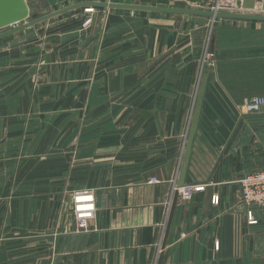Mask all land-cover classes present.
Masks as SVG:
<instances>
[{
  "label": "crops",
  "instance_id": "crops-1",
  "mask_svg": "<svg viewBox=\"0 0 264 264\" xmlns=\"http://www.w3.org/2000/svg\"><path fill=\"white\" fill-rule=\"evenodd\" d=\"M95 11L40 45L0 40V264H264L240 183L264 170V106L241 110L264 99V22L221 20L208 39L205 17ZM206 70L186 175L205 189L171 219ZM84 190L97 212L78 232Z\"/></svg>",
  "mask_w": 264,
  "mask_h": 264
},
{
  "label": "water",
  "instance_id": "water-1",
  "mask_svg": "<svg viewBox=\"0 0 264 264\" xmlns=\"http://www.w3.org/2000/svg\"><path fill=\"white\" fill-rule=\"evenodd\" d=\"M36 0H32L35 2ZM152 2H158L163 0H151ZM204 0H186L191 6H197L203 3ZM255 0H243L242 8L245 11H256ZM83 10H95V9H107V10H126V11H139V12H150V13H166L176 14L184 16H200L205 18H211L213 20H246L254 22H264V14L255 13H232V12H212L205 10H193V9H181V8H169L151 5H136V4H123V3H111V2H96V1H80L71 4L60 10L50 12L40 18L29 20L31 17V8L28 0H0V40L9 38L20 32L34 28L38 25L47 23L53 19L60 18L73 11ZM264 13V7L262 8ZM210 71L206 70L202 78L197 102L191 122L189 137L187 141L186 150L183 157L182 168L180 170L177 190L186 186V175L192 155L193 143L198 129V124L202 112V105L206 93L208 84V78ZM102 198V194H99ZM179 198V192L176 191L174 194V202L172 206V215L176 208ZM171 219L169 225L171 223ZM169 228L167 230V235Z\"/></svg>",
  "mask_w": 264,
  "mask_h": 264
},
{
  "label": "built area",
  "instance_id": "built-area-1",
  "mask_svg": "<svg viewBox=\"0 0 264 264\" xmlns=\"http://www.w3.org/2000/svg\"><path fill=\"white\" fill-rule=\"evenodd\" d=\"M186 1V0H185ZM257 5H262L264 0H255ZM243 0H204L203 3L192 6L197 7L199 10L212 11V12H232V13H246L253 12L258 14H264L263 10L257 11H245L242 8ZM262 3V4H261ZM89 12L88 10H85ZM95 10H90L89 13ZM214 64H212L213 66ZM264 106V99L262 97L246 98L241 106V110L244 113H260ZM158 182L152 180V182ZM242 186L241 201L244 206H255L264 210V170L257 173L249 174L240 180ZM205 187L199 186H185L176 191L179 195L185 198H190L198 192L204 191ZM91 196L92 199L88 200L86 197ZM74 202V217L76 220V226L78 232H88L91 230V223L95 218L97 212V199L93 191L78 192L73 197ZM214 205L219 204V197H214L212 200ZM91 206V207H90ZM248 223L250 225L258 224V217L253 211H249L247 214Z\"/></svg>",
  "mask_w": 264,
  "mask_h": 264
},
{
  "label": "rangeland",
  "instance_id": "rangeland-1",
  "mask_svg": "<svg viewBox=\"0 0 264 264\" xmlns=\"http://www.w3.org/2000/svg\"><path fill=\"white\" fill-rule=\"evenodd\" d=\"M28 1L30 3V8H31V17L29 20L40 18L46 14H49L50 12L60 10L62 8H65L71 4H74L80 1H96V2L108 1L111 3L136 4V5L142 4V5L169 7V8L199 10L197 7H192L185 0H163L160 2H151L150 0H36L35 2H32V0H28ZM96 12L97 11H95L94 13L93 12L89 13V12L84 11L83 9H79L71 13H68L60 18L53 19L47 23H44L34 28L28 29L27 32L25 31L26 33H22V35H20V37H17V38H24V37L29 38L30 37L31 39H29L25 43V45L27 43L28 44L37 43L40 45L41 44L40 41L41 40L44 41V39L47 38L48 36L55 34V36L60 37L62 33H65L68 29L76 30L77 26H80L81 24H83V27L89 26L88 28H86L87 30H89L90 26L93 25L96 21L95 19H96V16L98 15V14L96 15ZM188 18L192 19L190 17ZM129 21L134 22L136 20L129 18ZM194 21L198 22L203 29L205 28V30H207L206 35L208 39L209 38L213 39L215 37L218 27H219V23H218L219 20H213L211 18H205V19L202 18V19H194ZM72 33H76V31H72ZM18 34H21V33H18ZM58 44L60 45V43ZM50 46L53 52L56 53L57 51L55 50V46L54 45H50ZM10 49L12 48L10 47ZM214 61L215 60L213 59V62ZM79 192H83V191H79ZM245 209H246V215L251 210L254 212V214L259 216L260 219L264 218V210L258 207L245 206ZM73 211H74V208H73Z\"/></svg>",
  "mask_w": 264,
  "mask_h": 264
},
{
  "label": "clouds",
  "instance_id": "clouds-1",
  "mask_svg": "<svg viewBox=\"0 0 264 264\" xmlns=\"http://www.w3.org/2000/svg\"><path fill=\"white\" fill-rule=\"evenodd\" d=\"M89 197H90V199H89ZM86 199H88V200H91L92 199V197L91 196H88V197H86ZM91 207V206H90Z\"/></svg>",
  "mask_w": 264,
  "mask_h": 264
},
{
  "label": "snow or ice",
  "instance_id": "snow-or-ice-1",
  "mask_svg": "<svg viewBox=\"0 0 264 264\" xmlns=\"http://www.w3.org/2000/svg\"><path fill=\"white\" fill-rule=\"evenodd\" d=\"M89 199H90V197H89Z\"/></svg>",
  "mask_w": 264,
  "mask_h": 264
},
{
  "label": "bare ground",
  "instance_id": "bare-ground-1",
  "mask_svg": "<svg viewBox=\"0 0 264 264\" xmlns=\"http://www.w3.org/2000/svg\"><path fill=\"white\" fill-rule=\"evenodd\" d=\"M90 12V11H89Z\"/></svg>",
  "mask_w": 264,
  "mask_h": 264
}]
</instances>
